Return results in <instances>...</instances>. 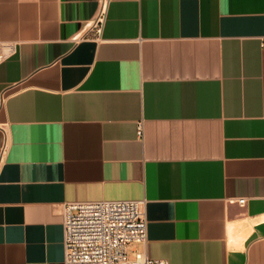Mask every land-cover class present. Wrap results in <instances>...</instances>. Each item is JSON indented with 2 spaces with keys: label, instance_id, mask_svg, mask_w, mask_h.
I'll return each mask as SVG.
<instances>
[{
  "label": "crops",
  "instance_id": "crops-1",
  "mask_svg": "<svg viewBox=\"0 0 264 264\" xmlns=\"http://www.w3.org/2000/svg\"><path fill=\"white\" fill-rule=\"evenodd\" d=\"M99 3L0 0V264H64L99 200L145 201L151 258L264 264V0H109L96 36Z\"/></svg>",
  "mask_w": 264,
  "mask_h": 264
},
{
  "label": "built area",
  "instance_id": "built-area-1",
  "mask_svg": "<svg viewBox=\"0 0 264 264\" xmlns=\"http://www.w3.org/2000/svg\"><path fill=\"white\" fill-rule=\"evenodd\" d=\"M109 0H100L95 35ZM13 44L0 43V63L13 54ZM142 123L138 134L142 135ZM239 203L245 202L239 198ZM64 264H169L146 252L147 218L145 201L99 200L70 202L63 210ZM133 243L131 248L129 245Z\"/></svg>",
  "mask_w": 264,
  "mask_h": 264
},
{
  "label": "rangeland",
  "instance_id": "rangeland-1",
  "mask_svg": "<svg viewBox=\"0 0 264 264\" xmlns=\"http://www.w3.org/2000/svg\"><path fill=\"white\" fill-rule=\"evenodd\" d=\"M133 245H135V244L131 243V244L129 245V248H131Z\"/></svg>",
  "mask_w": 264,
  "mask_h": 264
}]
</instances>
